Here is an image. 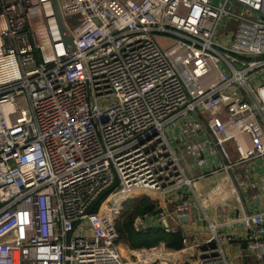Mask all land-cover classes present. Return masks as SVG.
I'll return each instance as SVG.
<instances>
[{
    "label": "built area",
    "instance_id": "obj_1",
    "mask_svg": "<svg viewBox=\"0 0 264 264\" xmlns=\"http://www.w3.org/2000/svg\"><path fill=\"white\" fill-rule=\"evenodd\" d=\"M59 5L73 47L51 0H0V264H229L217 211L264 222L234 177L264 158V0ZM186 116L209 140L196 171L168 135ZM141 196L178 222L200 211L213 238L125 256L116 222Z\"/></svg>",
    "mask_w": 264,
    "mask_h": 264
},
{
    "label": "crops",
    "instance_id": "obj_2",
    "mask_svg": "<svg viewBox=\"0 0 264 264\" xmlns=\"http://www.w3.org/2000/svg\"><path fill=\"white\" fill-rule=\"evenodd\" d=\"M196 123L192 116H186L168 129L173 148L195 171L197 167H203L209 149V140ZM228 149L233 160L237 161L234 145L228 144ZM234 177L246 203V211L264 218V158L236 166ZM215 216L219 225L217 240L223 246L229 264H264V222L259 228L251 230L240 222L243 213L235 209L218 210ZM174 223L192 245L213 238L208 222L201 218L198 210L189 219L183 222L174 219Z\"/></svg>",
    "mask_w": 264,
    "mask_h": 264
},
{
    "label": "trees",
    "instance_id": "obj_3",
    "mask_svg": "<svg viewBox=\"0 0 264 264\" xmlns=\"http://www.w3.org/2000/svg\"><path fill=\"white\" fill-rule=\"evenodd\" d=\"M159 203L148 197L127 202L116 222L117 243L128 251L151 250L164 245L168 251L179 252L185 248V236L181 231L169 232L161 228H147L136 232L133 228L138 217L158 214ZM184 264H190L186 262Z\"/></svg>",
    "mask_w": 264,
    "mask_h": 264
},
{
    "label": "rangeland",
    "instance_id": "obj_4",
    "mask_svg": "<svg viewBox=\"0 0 264 264\" xmlns=\"http://www.w3.org/2000/svg\"><path fill=\"white\" fill-rule=\"evenodd\" d=\"M219 2V1H218ZM217 2V3H218ZM229 5H228V9H229ZM238 12L242 13V10H238L236 9ZM68 23L71 25V27H74L75 26V23H76V18H70L68 19ZM156 40L157 42L159 43V46L162 48V49H168L170 46H172L176 41H177V38L173 37V36H167V35H160V34H157L156 35ZM221 69L223 70V66H221ZM143 197H146V196H141V197H137V198H134V199H140V198H143ZM150 199H153L151 197H148ZM132 199V200H134ZM154 200V199H153ZM167 218V221L168 223L170 224V226H173L175 227V223H174V219L171 218V217H165V215H162V214H157L155 216H152V215H149L145 218V221L147 223V227L148 228H153V227H156V228H161V227H164L163 226V220ZM165 229V228H164ZM176 231H178L177 229H174ZM170 232V231H169ZM162 246V247H161ZM160 247H158L157 249L161 250L163 249L165 246L164 245H161ZM164 246V247H163ZM124 248V247H122ZM132 252V251H128L126 250L125 252L123 251V254L125 256L129 255V253ZM142 251H137L135 253H141ZM191 257L194 259V260H197L198 258V252L197 251H194L193 252V255H191ZM185 258L187 259L186 261L189 262V258H188V255L185 256ZM191 264V262H189ZM156 264H159V263H156Z\"/></svg>",
    "mask_w": 264,
    "mask_h": 264
},
{
    "label": "water",
    "instance_id": "obj_5",
    "mask_svg": "<svg viewBox=\"0 0 264 264\" xmlns=\"http://www.w3.org/2000/svg\"><path fill=\"white\" fill-rule=\"evenodd\" d=\"M51 4H52L53 12L55 14V18H56L58 26H59V30H60L63 42L66 45H69L70 47H73L74 46L73 38L68 34V29H67V26L65 24V20H64V18L62 16L61 10H60L59 0H51ZM117 184L118 183H116V186H117ZM158 214H162V211L161 210L158 211ZM163 224H164L165 227L168 226V223H167L166 220H163Z\"/></svg>",
    "mask_w": 264,
    "mask_h": 264
}]
</instances>
